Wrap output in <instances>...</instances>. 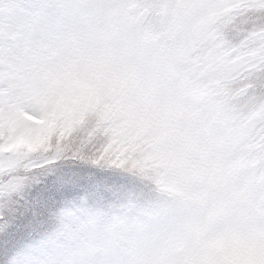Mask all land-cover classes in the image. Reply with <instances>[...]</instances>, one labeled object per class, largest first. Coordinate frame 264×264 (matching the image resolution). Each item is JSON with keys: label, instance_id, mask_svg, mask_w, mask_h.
Here are the masks:
<instances>
[{"label": "snow or ice", "instance_id": "obj_1", "mask_svg": "<svg viewBox=\"0 0 264 264\" xmlns=\"http://www.w3.org/2000/svg\"><path fill=\"white\" fill-rule=\"evenodd\" d=\"M0 264H264V0H0Z\"/></svg>", "mask_w": 264, "mask_h": 264}]
</instances>
